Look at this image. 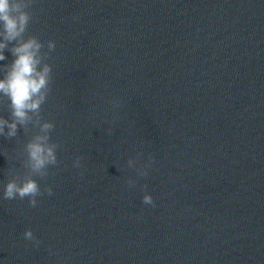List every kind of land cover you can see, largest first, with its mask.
I'll list each match as a JSON object with an SVG mask.
<instances>
[{
	"label": "water",
	"instance_id": "obj_1",
	"mask_svg": "<svg viewBox=\"0 0 264 264\" xmlns=\"http://www.w3.org/2000/svg\"><path fill=\"white\" fill-rule=\"evenodd\" d=\"M30 11L25 37L55 42L41 114L59 164L36 178L53 193L37 206L5 200L38 129L0 136V264H264V0Z\"/></svg>",
	"mask_w": 264,
	"mask_h": 264
},
{
	"label": "clouds",
	"instance_id": "obj_2",
	"mask_svg": "<svg viewBox=\"0 0 264 264\" xmlns=\"http://www.w3.org/2000/svg\"><path fill=\"white\" fill-rule=\"evenodd\" d=\"M32 3L33 0H0V61L6 59L5 49L14 57L10 64L2 65L0 103L7 101L9 117L0 116V136L11 139L18 135L20 128L25 134L38 129L23 147L24 173L9 169L8 174L12 178L3 189V199L28 198L29 205L35 207L38 196L45 193L49 196L53 194L51 187H45L42 191L36 178H46L49 175V168L58 166L57 149L60 145L51 141L55 124L44 120L41 114L42 105L51 91L52 66L46 61L55 50V42L49 40L48 51H43L45 45L38 37L34 35L25 37L32 21L30 11ZM82 159L78 157L73 166L80 167ZM128 165L132 167L134 160L129 159ZM138 174L143 176L146 172L140 170ZM133 184L134 182L130 180L129 185ZM142 200L145 204L154 203L149 194H145ZM23 238L33 241L37 246L40 243L31 229L25 230Z\"/></svg>",
	"mask_w": 264,
	"mask_h": 264
}]
</instances>
